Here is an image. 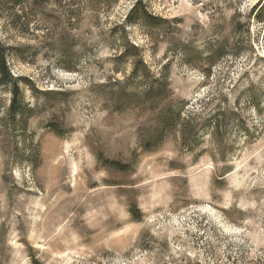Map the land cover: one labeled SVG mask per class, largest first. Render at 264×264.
I'll return each mask as SVG.
<instances>
[{"label":"rangeland","instance_id":"1","mask_svg":"<svg viewBox=\"0 0 264 264\" xmlns=\"http://www.w3.org/2000/svg\"><path fill=\"white\" fill-rule=\"evenodd\" d=\"M35 3L0 9V264H264V0Z\"/></svg>","mask_w":264,"mask_h":264},{"label":"trees","instance_id":"2","mask_svg":"<svg viewBox=\"0 0 264 264\" xmlns=\"http://www.w3.org/2000/svg\"><path fill=\"white\" fill-rule=\"evenodd\" d=\"M10 1H13L10 4ZM39 1V0H36ZM44 0H40V2H42ZM7 5H11L13 8H19L25 9L26 6H29V8H31V10L36 11L37 9V4L35 3V0H0V9L3 8V6H7ZM40 5V4H38ZM141 4L138 3L133 10L130 13V16L128 17V21L126 23V25L128 24H132L133 22L140 24L141 26H144L146 29L148 30H152L155 29L158 26V23H162V29H165V24H168V22L166 20H161L158 18H155L154 16L150 15L148 12H146V10H143V12H141L140 9ZM141 13V14H140ZM28 16V15H27ZM16 17L17 21H21L22 17L21 14ZM244 20L245 26L249 27L251 25L252 19H256L257 21H264V5H257L252 12L248 15V16H241L240 14H238L237 16L233 17L231 19V24H233L236 28L241 27L242 24L239 22V19ZM125 25V26H126ZM160 26L157 27V29H159ZM126 27H123L122 30L123 32L121 33L123 36V42L125 44V50L124 52H122L121 56L118 58L119 60H127L128 58H130V53L129 52H133L135 55L137 54V56L135 58L138 59V62L136 63V66H140L143 69L147 70L145 62L142 60L141 58V50L132 45L129 40L127 39V33L125 31ZM121 30V29H119ZM118 30V31H119ZM229 46V42L225 41L223 43V46H220L215 53L210 52L207 56V62L209 63L210 66L215 65L219 60H221L222 56L225 54V51L227 49V47ZM137 74V70L135 69L132 73L133 76H136ZM0 77L1 79L4 80H8V81H13L12 76L10 74L8 65L5 61V54L3 53V48L0 44ZM215 128H213L214 133H217V131L219 130V127H217V124L214 126ZM103 163H107V162H103ZM117 165V167H120L118 164H114ZM134 212V211H133ZM135 214V212H134Z\"/></svg>","mask_w":264,"mask_h":264},{"label":"bare ground","instance_id":"3","mask_svg":"<svg viewBox=\"0 0 264 264\" xmlns=\"http://www.w3.org/2000/svg\"><path fill=\"white\" fill-rule=\"evenodd\" d=\"M53 157H54V156H53ZM53 157H52V158H53Z\"/></svg>","mask_w":264,"mask_h":264}]
</instances>
